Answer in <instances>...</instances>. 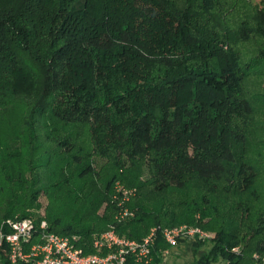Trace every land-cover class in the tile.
I'll return each instance as SVG.
<instances>
[{
    "label": "trees",
    "instance_id": "obj_1",
    "mask_svg": "<svg viewBox=\"0 0 264 264\" xmlns=\"http://www.w3.org/2000/svg\"><path fill=\"white\" fill-rule=\"evenodd\" d=\"M217 12L213 0L180 5L176 0H0V99L7 91L24 94L32 109L50 120L87 126L95 152L112 160L113 168L148 164L156 192L184 189L189 180L220 184L225 193L239 194L232 207L254 222L252 239L247 240L220 217L216 206L209 205V212L198 209L197 220L166 221L149 215L142 205L132 210L133 217L111 224L96 212L111 197L118 180L112 175L104 194L89 190L79 198L84 201L76 205L70 223L57 215L44 218L49 232L76 235L77 247L94 254L91 241L109 224L138 242L153 227L187 224L213 233L209 241L178 242L176 246L186 244L198 255L190 264H255L252 252L264 256V206L255 207L257 197L246 195L253 194L264 163L244 150L253 108L243 97L246 73L236 49L255 36L264 37V5L255 6L235 26L220 21ZM28 138L26 130L5 149L17 142L27 145ZM53 145L54 152L44 151L46 156L38 159L41 167L50 166L57 149L62 159L64 153L80 164L74 141L63 137ZM79 176L92 178L94 170L86 165ZM33 180L45 184L41 175ZM32 194L36 199L37 193ZM123 208L113 201L108 212L119 214ZM205 216L213 223H204ZM27 217L32 216L20 205L3 216ZM203 247L208 250L201 251ZM170 249L158 235L150 264H165L163 252ZM0 264H8L3 250ZM126 264L139 263L129 258Z\"/></svg>",
    "mask_w": 264,
    "mask_h": 264
},
{
    "label": "rangeland",
    "instance_id": "obj_2",
    "mask_svg": "<svg viewBox=\"0 0 264 264\" xmlns=\"http://www.w3.org/2000/svg\"><path fill=\"white\" fill-rule=\"evenodd\" d=\"M176 1L179 5L185 3V0ZM213 3L220 21H227L228 25L235 26L244 18H249L255 6H263L264 0H213ZM236 49L240 52L242 66L245 67L246 73L242 89L243 97L250 101L253 108V114L244 130L246 135L244 150L247 157L254 160L260 157L258 161L264 163V37L255 36L248 43L238 44ZM23 95L7 91L0 99L1 222L8 220L3 216L12 206L20 205L23 211H28L34 218L47 219L51 214L57 215L64 223H68L72 218H76V205L84 201L79 198L85 192L91 191L99 195L104 194L107 181L115 175L118 180L111 189L110 199L102 202L96 212L101 219L109 218L111 224L118 216V213L108 212V205L113 201L122 202L124 209L129 212L144 205L149 215L164 218L166 221L171 218L184 219L190 216L197 220L201 216V211L209 212L210 207L216 206L224 221L231 223L233 228L238 229L247 240L252 239L254 230L252 218L232 207L233 200L239 196L238 193H225L223 189H220V184H204L197 180H189L184 189L172 187L165 192H156L150 185L148 164L143 163L134 169L113 168L116 166L112 160L101 157L95 152L93 138L87 126L72 127L52 121L47 114L41 115L35 110L36 108L32 109V101ZM26 130L28 140L31 142L22 147L17 142L15 148L10 145V148L5 149L6 143H11L19 136L22 137ZM63 137L74 141L75 149L80 151L78 152L81 158L80 164H74L64 153V159H62L61 151L57 149L56 159H51L50 166L41 167L37 161L46 156L43 152L50 149L54 152L56 150L54 142ZM14 149L18 152L11 154ZM86 165H90L94 170L92 178L79 176V170ZM258 170L253 194L246 195L257 197L254 200V206L263 208L264 164H260ZM39 175L45 179L44 185H35L33 177H39ZM63 179H66V186L62 183ZM33 192L37 193L36 199L33 197ZM203 222L211 224L213 219L205 216ZM111 224L107 226V229L111 228ZM252 243L259 242L252 240ZM207 250V247H203L201 251ZM259 254L251 253L252 256H262ZM197 259L198 255H195L191 247L180 244L169 250L164 263L190 264ZM213 264L222 263L217 261Z\"/></svg>",
    "mask_w": 264,
    "mask_h": 264
},
{
    "label": "built area",
    "instance_id": "obj_3",
    "mask_svg": "<svg viewBox=\"0 0 264 264\" xmlns=\"http://www.w3.org/2000/svg\"><path fill=\"white\" fill-rule=\"evenodd\" d=\"M118 205L122 207L124 204L118 202ZM133 216V212L123 208L116 217V223ZM158 235L171 248L180 240L205 242L213 236L197 226L181 224L156 226L138 242L119 235L115 226H111L93 237L91 245L97 252L85 254L83 248L76 245L78 236L51 233L46 220L27 217L3 222L0 227V251H4L8 264H126L129 258L139 264H150L151 247ZM232 251L238 253L239 249L233 248ZM168 252H163L164 257ZM253 258L255 264H264V256L255 255Z\"/></svg>",
    "mask_w": 264,
    "mask_h": 264
}]
</instances>
